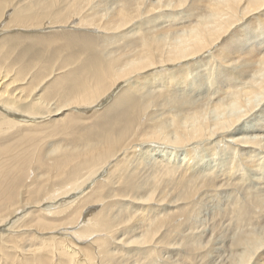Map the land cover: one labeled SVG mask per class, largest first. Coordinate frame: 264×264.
<instances>
[{
	"label": "bare ground",
	"instance_id": "obj_1",
	"mask_svg": "<svg viewBox=\"0 0 264 264\" xmlns=\"http://www.w3.org/2000/svg\"><path fill=\"white\" fill-rule=\"evenodd\" d=\"M14 1L0 0V14L5 7L11 6ZM98 1L44 0L39 4L45 7L44 2H46L49 7H55L60 3L59 8L64 12L59 10L58 14L60 15L58 17L54 15V17L60 18L61 14L64 13L65 16L63 15V18L67 24L72 23L73 20H78L84 25H89L90 28L94 26L104 31L107 37L110 36L114 43L122 39H125V43L123 45L118 44L107 55L102 56V59L98 60L99 58L96 57L97 60L95 58V60L89 62L86 66L87 68L81 72L82 74L74 78L76 81L71 86L76 87V90L71 95L65 97L64 100L58 102L55 107L48 108L50 105L45 96L48 90L39 94L32 104L25 103L33 95L32 93L35 90L37 91L41 82L36 84L35 80L29 81L26 75L20 77L16 71V74L13 72L14 77L10 79L9 73L12 70H7L5 75L2 73V76L0 75V116L3 117L5 115V118L0 119V124L3 120L8 121V124L12 123L13 118L17 119V122H15L17 124L37 121L36 113L25 109L28 106L35 108H38V106L42 108L47 107L51 116H58L72 108H81L82 105L93 104L103 100L105 97L110 98L113 95L112 92H115L119 87V91L115 95L117 103L120 106H131L135 104L133 110L129 112V116L119 120L111 128L104 130L101 135L96 137V140H93L95 141L94 143L90 140L91 144H89L87 149L83 147L69 151H65V149L63 155L55 159L54 167L58 170L59 174L63 173L66 178V181L63 180V184L72 185V188L66 191L65 197L73 189H78L80 181L83 182V185L88 184L89 176L91 177L93 175L94 177L110 166V159L113 157H117V160L121 159L119 162L116 161L117 163L115 162L111 165L113 167L111 172L113 178L116 176V181L119 182V185H123V181L126 183L124 176L127 174L130 177L131 175V179L125 186L128 194L125 193L124 196H129L128 198L142 205L157 199V202H167L166 200H168V207L178 205L179 202H188V204L195 203L197 205L204 197L214 196L212 194L219 195L220 193L243 189L242 194L246 197L248 193L247 198L251 202H244L242 201L243 199L234 198V201H231L230 204L228 202L226 205L225 201L226 208L221 212L216 211L212 214V224L208 223L210 226L208 228L205 221L203 224H206V227L201 231L216 230L218 228L217 222H220L218 221L220 218H231L230 216L232 215L233 222L232 219L231 222L235 223L237 221V225L234 224L237 226L236 230L246 232H238L230 239L228 248L231 250V255L227 261H229V264H264V224L260 222L262 221L260 219H257L260 220L259 222H255L256 219L252 221L253 215H251L254 213L252 212V207L255 206L254 201L257 199V202H255L257 203L256 206L259 207L256 208L262 211V215L264 216V0H200V3L197 5H193V0H116L115 2L112 1L116 4L115 9L110 11L101 7L103 1ZM110 4L107 6L110 7ZM185 6L188 7L186 10L189 15L193 16L187 24L182 22L180 26L170 24L167 27L160 26L163 24L162 22L151 24L152 20L165 15L158 14L151 17L152 14L158 13L165 8H171L177 11ZM171 14H176V12H171ZM144 16L146 17V21L142 20ZM13 20L18 22L16 24L18 28H26L29 30L32 27L26 24L28 21L47 22L49 17L37 11L24 13L23 10H19L16 11ZM11 23L12 20L8 21V24L4 28H15L11 27ZM214 65L215 67H213ZM2 69L0 66V73ZM72 71L73 68L61 77H57L58 79H54V81L66 80V75L70 73L73 75ZM188 74L198 77L206 75L205 77L210 80V83L216 79L222 85V88H226L219 96L217 95L213 99L209 100L205 98L208 100L203 101L201 99L202 101L194 102L189 96H186V93H182L184 87L189 85L187 82L189 78ZM153 88L158 90H155L153 93L151 92ZM142 100H144L143 103L141 102ZM21 108L25 109L29 114L24 115V117L17 116V111ZM210 110H213L214 114L217 113L215 117H208ZM241 114H246L247 116V119L243 122L240 120ZM250 126L251 129H249ZM217 136H219L220 141L215 140ZM210 139L215 140L216 143L218 141L221 145L223 143L226 148L234 152V155L228 164L227 161H223L226 165L223 164L224 169L221 168L219 171L222 174L214 173L201 176L200 173L202 170L200 171V168L202 167H200V163L197 161V155L202 158L201 155L203 154L198 153V149L196 150L195 147H184L191 146V144L193 145L195 143V146H197L201 141ZM204 142L206 144V141ZM201 144L203 145L204 143ZM209 146L210 144L204 148ZM174 148L187 149L184 152V165L169 166L171 162L170 157L177 155V150ZM61 150L60 147L52 150V152L55 153ZM214 150L216 152V149ZM157 151L167 155V162L166 164L155 166V168L152 167V173L151 171H147L148 174L151 173L152 175L150 174V177L145 178L146 175L143 176L144 172L142 171H144L143 169L145 168L143 167L146 165L144 166L143 164L145 160L142 158V154H144L146 159L148 156L151 158V152L156 153ZM92 153L96 154L80 161L87 154ZM231 155L229 156L231 157ZM97 156L100 158V161L94 162L92 159ZM223 158L225 157L221 156L222 160H224ZM103 163L104 165H102ZM69 164L73 168H71L69 173H66L64 172V167ZM146 168L149 169L147 166ZM106 175L109 176L107 173ZM161 180H166L163 182L162 189L161 187L158 188L161 185H159ZM58 181L52 182V188L57 187ZM255 185L257 187H254ZM157 188L161 190L159 192L160 194H158L159 190ZM252 189L254 190L252 191ZM49 190L47 196H44V199L49 198L54 189L49 188ZM74 192L76 193V190ZM130 192L131 194H129ZM38 194L33 196H41L42 190L38 191ZM236 195L238 196V193ZM236 195L235 197H237ZM243 195L242 197H244ZM220 197L219 199H221ZM54 198L55 196L50 197L52 200ZM90 198L89 196L85 199L88 200V205L99 200L98 196L94 197L97 198L95 200ZM195 198L199 199L195 201ZM42 199L32 197L30 200L37 206L42 203ZM75 199L74 197L71 203H69L72 207V204L76 201ZM50 202L52 201H48L49 204L45 205L44 209L49 213H53L51 210L52 203ZM159 204L162 205L161 203ZM196 207L194 211H196ZM199 207L202 210L201 206ZM13 209L17 212L19 207L13 206ZM148 209L150 210V208L143 209L142 213L138 212L137 209L134 210L135 215L138 212L141 216L138 219L137 216L135 218L133 215L135 219H138L136 224L133 223L135 225L134 229L136 230L141 227L143 229L142 231L140 229L142 232L140 235L133 241H130L140 246L151 244L155 240L157 232L161 231L163 227L165 228L168 223L169 225L173 223L176 230L179 228L185 230L184 228L186 226L191 231L195 230L197 232L200 229L198 223L197 225L195 224L196 219L194 220L195 223L190 221L191 224H188L192 210L186 214L180 213V216L174 218L171 221L172 223H170L166 216H164L165 218L160 217L159 214L150 216L145 212ZM200 212L197 213L199 217L194 216L198 217L197 220L200 218ZM102 214L98 220V225L95 226L94 224V227L86 226V228L79 230V232L74 231V233L85 237V235H90L94 228L96 229L94 231L109 233L112 230L113 223L116 225L127 223L122 220L123 217L121 219L117 218V221L116 219L112 220L105 213ZM130 214L131 212H129ZM8 217L0 220V227L4 226L3 222ZM202 219L201 221L203 222L205 218ZM129 220L131 219L129 218ZM183 221L186 223L184 227L182 226ZM44 222L48 221L39 220L36 226L47 229L46 225L48 224ZM225 222L231 223L230 220ZM226 223L224 225H227ZM258 223H261V225ZM254 224L260 227L256 229L257 227L254 228ZM50 225H48L49 228L51 227ZM219 225L221 226V224ZM125 226V229L128 230L127 225ZM72 227L74 226L72 225ZM130 228L131 231L133 228L132 226ZM0 230L1 239L2 235H5L7 231L4 229ZM61 237L59 236V238ZM51 238L52 240H50ZM65 239H67L66 236ZM54 240L53 237H50L46 240L47 246L46 244L45 246L49 250L48 252H60L62 262L67 264H92L93 256L90 245L81 247V250L77 249V247H71L70 245L72 244H67V240L59 239L60 241H58L56 246L60 249L53 251L55 249L54 247H56L53 243ZM100 240H102L101 237L95 241L99 244ZM120 241L122 240L120 239ZM64 244L65 247L63 246ZM193 244L196 245L195 243ZM58 245H61V247ZM99 245L103 247V244ZM186 249L188 251L186 250L185 254L187 253L188 256L196 250L189 243ZM220 250L222 249L220 248ZM104 252L102 250L103 254ZM80 254L83 256L81 259ZM256 254L258 255L257 257H255ZM185 259L187 260L188 258ZM190 262L193 263L192 261Z\"/></svg>",
	"mask_w": 264,
	"mask_h": 264
},
{
	"label": "rangeland",
	"instance_id": "obj_2",
	"mask_svg": "<svg viewBox=\"0 0 264 264\" xmlns=\"http://www.w3.org/2000/svg\"><path fill=\"white\" fill-rule=\"evenodd\" d=\"M43 1L44 0H15L11 6L5 7V9L2 10L0 14V66L3 69L0 75L2 76V73L3 75H5V73H7V70H12L9 73L10 79H12L14 77V74L18 72L20 77H24L26 75L27 80L29 81L35 80L36 84H39V82H41L37 91L35 90L32 93L33 95H31L30 98L25 101V103L32 104L39 94H42L46 92V90H48L45 96L50 105L48 106V108H50L55 107L58 102H61V100H64L65 97L71 95V93L76 90V87L71 86L76 81V79L74 78H76L77 76L79 77V75L82 74L81 72H83V70L87 68L86 66L89 62L95 60L96 57L99 58L98 60L102 59V56L107 55L108 52L113 50L114 47H116L118 44L123 45L125 43V39H122L123 41L121 40L114 43L112 42L111 37L108 36V38L107 34L104 31L99 30L94 26L90 28L89 25H84L78 20H73L72 23L67 24V22L64 21L63 18L64 13L61 14L60 18H57L60 15L58 14V11L61 9L59 8L60 3L55 7H49L46 1L44 2L45 7H43L39 4ZM99 1H103L101 7L105 8V10H114L116 7V4L114 3L116 0ZM107 3L110 4V7H108L109 4ZM111 5L114 7H112ZM186 9H188V7L185 6L184 8L179 9L180 11L177 10L178 12L174 9L172 10L171 8L160 10V12L152 14L151 17L158 14L165 15L152 20L151 24L162 22L163 24L160 26L166 27L170 24H173L174 26H180L182 25V22H185L187 24L193 16L189 15ZM19 10H23L24 13H33L37 11L42 15L48 16L49 20H47V22L28 21L26 24L29 27H32V29L29 30L26 28H18L16 25L18 24V22H15V20H13V17L16 11ZM60 11L64 12L63 10ZM171 12H176V14H171ZM54 15L57 17H54ZM145 18L146 17L144 16L142 20L146 21ZM10 20H12L11 27L15 28H4V26L7 25L8 21ZM213 67H215V65ZM71 68H73V75L70 73L66 75V80L61 79L57 80V82L54 81V79H56L57 77H61ZM74 72L76 75L74 74ZM188 76L189 78L187 82L189 83V85L184 87L182 93H186L187 95H185L189 96V98H191L194 102L202 101L201 99H203V101L213 99L215 98V96H219V94H221L222 91L226 88H222V85L218 83L216 79L210 83V80L205 77L206 75H199L200 77H198L188 74ZM202 77L204 78V81ZM22 84L26 85L25 83ZM155 90L158 89L153 88L151 92L154 93ZM118 91L119 87L115 92H112L113 95H111L110 98L105 97L103 100L97 101L93 104H87L84 106L82 105L83 107L81 106V108H72L58 116H51L47 107L42 108L38 106V108H35L32 106H28V108L25 109L27 111L35 112L37 121L17 124L15 123L17 122V119H12V117H10V119H12V123L8 124V121L3 120V122L0 124V220L9 216L7 220L3 222L4 226L0 227V229H4L5 231H7L5 232V235H2L0 239V264H67L62 262L60 252H48L49 250H47L46 248V240L50 237H53V240L58 238L56 239L57 241H53L55 246L56 244H58V241H60L59 239H63L64 241L67 240V244L70 245L71 243L72 245L70 246L77 247V249H81V247L90 245L92 248L91 252L93 256L92 264H227V262L229 264V261H227V259L230 258L229 256L231 255V250L230 248H228L229 241L233 236L236 235V233L240 232L239 230H236L237 226L235 225H237V221H234L235 223H232L233 217L231 215V218L227 217L228 219L226 217H224L225 219L220 218L218 220L220 222H217L218 228H216V230H201L206 226L209 228V224H212V214H214L216 211L221 212L224 208H226L225 206L228 202L230 204L231 201H234V198H238L240 200L243 199L242 201L244 202H251V200L247 198L248 193H244L246 194V197L242 194L243 189H240L241 191H233L235 192V195L236 193H238L239 197L237 195V197H235L233 192H224L220 193L219 195L212 194L214 196L204 197L200 202L197 201L199 203L197 205L190 202V204H188V202H179V204L175 206L181 209L176 208L175 206L168 207V200H166L167 202H157V199L149 202L148 204L142 205L133 201L131 198H128L129 196H124L128 191L125 190V186L126 183L131 179V175L130 177L127 176V174L124 176L126 182L124 183L123 181L124 186L121 183V185H119V182L116 181L117 178L115 175V178H113V175L111 174L113 167H111V165H113L116 161L119 162L121 160H117V157H113L112 159H110V166L102 170L96 176L93 177L92 175V178L89 176L88 184L83 185V182L80 181V184H78V189H73L69 193V195L67 194V196L65 197L66 191L70 190L72 188V185L63 184V180L66 181V178L63 173H61L62 175L59 174L58 170L54 167L55 159L59 156H62L65 149V151L82 147L87 149L89 144H91L90 140H92V142L94 143L95 141L93 140H96V137L101 135L104 130L111 128L112 126L117 124L119 120L129 116V112L133 110V106L135 104L131 106H120L115 98V95L118 93ZM207 95H209V97H207ZM144 100H142L141 102L143 103ZM25 109H19L17 111V116L24 117V115L29 114V112L25 111ZM216 114H214L213 110H210V112L208 113V117L213 118L216 116ZM3 118H5V115H3V117L0 116V119ZM249 129H251V126ZM218 138L219 136H217L215 140L220 141V138ZM204 141H206V144ZM214 141L211 139L203 140V142L201 141L197 144V146H195V143L193 145L191 144V146L184 147H195L196 150L198 149V153L203 154L201 155L202 158L197 155L198 160L196 159L200 163V167H202L200 168V171L202 170L200 173L201 176L214 173H219V175L222 174L221 172H219L221 168L224 169V166L222 165H226V163H224L226 161L228 164L234 155V152L230 151L229 148H226L223 143L221 145V143H219L218 141L217 143L216 141ZM213 142L216 144H214ZM201 143H204L205 145L203 144V146ZM209 144L211 146H209L211 149L209 147L204 148ZM217 144L219 145L218 147ZM198 146L201 147V149H199ZM60 147L62 149L61 151H56L55 153L52 152V150L58 149ZM212 147L216 149V152L214 149H212ZM223 147L226 149H224ZM174 149L177 150V155L170 157L171 162L169 163V166L184 165V152L187 149ZM94 154H87L80 161L90 158ZM151 154V158L150 156H148L146 157V159L144 157V154H142V158L145 160V163L143 164L144 166L146 165L149 168L147 169L146 166L143 167L146 169H143L144 171H142L144 172L143 176L146 175L145 178L152 175V167L155 168V166L157 167L158 165L166 164L167 162V155L161 154L159 151H157L156 153L151 152ZM230 154H232L231 157L229 156ZM221 156L225 157L223 158L224 160L221 159ZM92 160L94 162H99L100 158L97 156ZM102 165H104V163ZM71 166V164L65 166L66 168L64 167V172L69 173V171H71V168H73ZM147 171H151V173L148 174ZM106 173L109 176H107ZM145 173H147L149 176ZM126 177L128 178L126 179ZM57 180H59L57 182V187L52 188V182H56ZM164 181L166 180H161V183L159 182V185H161H158V188L161 187L162 189ZM254 187L257 186L255 185ZM49 188L52 190L54 189L50 196H55L53 200L50 199V197L44 199V196H47V193L50 191ZM254 189H252V191ZM40 190H42L41 196L34 197L33 195H39L38 191ZM75 190L76 193L74 192ZM158 190V194H160L159 192L161 190ZM84 191L85 193L82 194V192ZM228 193L229 195L231 194L232 197H230L231 195L229 196ZM129 194H131V192ZM242 195L244 197H242ZM89 196L91 197L90 199L93 200L97 199L94 197L98 196L99 200L92 202V205H88V200L85 199ZM32 197L36 199L43 198L42 203L36 206L35 203L33 204V202H31L30 200L32 199ZM74 197L76 198V201L72 204V207L69 203H71V200L74 199ZM157 197H159V195H157ZM219 197L222 200L219 199ZM212 198L216 199L217 201L214 199L211 200ZM198 199L199 198H195V201ZM48 201H52L50 203H52L51 210L53 211V213H49L44 209L45 205L49 204ZM255 201L257 202V199ZM255 201V206L252 207V212L256 213H252L251 215L255 216L256 218L252 216V221H254L255 219V222H259L260 220H262L260 222L264 224V218H262L264 217L262 215L263 212L256 208L259 206H256L257 203ZM219 202L221 203L219 204ZM159 203H161L162 205H160ZM212 203L217 207L215 206L214 208ZM13 206L19 207V210L15 212ZM194 206L196 207V211H194ZM199 206H201L202 210ZM165 207H167L168 209H164ZM145 208H150V210L148 209L145 211L150 216H155L156 214H159L160 217L166 216L170 223H172L171 221L174 218H178L180 216V213L186 214L192 210L190 212V219L188 220V224H191V222L195 223L194 220L196 219L195 224L197 225L198 223L200 229H196L197 232L195 230L191 231L190 228L187 229L188 226H186V223L183 221L182 226H186V228H184L185 230H183V228H179L176 230V228L173 226V223L171 225H169L168 223L165 228L163 227L161 231L157 232L155 240H153L151 244L140 246L131 241H133L138 235L142 233L141 231L143 228H138L136 229V231L134 229L135 225H133V223H137V220L141 217L140 213H142L143 209ZM136 209L138 212H140H137V215H135L134 213V210ZM119 211L121 214L118 213ZM129 212H131L130 215ZM198 212L201 213V215L199 214V220H197L199 217L197 214ZM102 213H105L112 220L116 219L117 221L118 219L125 217L124 219L122 218V220L126 221L127 223L118 225L113 223L114 225L111 230L112 232L110 231L109 233L94 231L95 228L92 229L93 231L90 233V235H85V237L81 236L80 234L74 233V231L79 232V230L86 228V226L94 227V224L95 226L98 225L97 223L99 218L103 215ZM115 215L117 216L115 217ZM133 215L135 216V218L138 217V219H135ZM201 217L203 219L205 218L203 222L201 221ZM129 218L131 220H129ZM39 220L48 221L49 223H44H47L48 225L51 224V227L49 228L48 225H46L47 229L38 228V226H36V223L39 222ZM229 220L232 225H230L231 223L229 224ZM205 221L207 225L203 224L205 223ZM225 221H227L228 223H226ZM225 223L227 225H224ZM261 223L258 224L261 225ZM219 224H221V226ZM72 225L74 227H72ZM125 225H127L128 230L125 229ZM130 225L133 228L131 231ZM256 225L254 224V228L257 227L256 229H258V227L260 226ZM123 226L125 227L122 228ZM47 230L48 232H46ZM242 232L246 231H241L240 233ZM4 236L5 238L3 239ZM59 236L62 237L59 238ZM65 236L67 237V239H65ZM100 237L102 238V240L99 241V244H103V247L95 241ZM120 239L122 241H120ZM50 240H52V238ZM186 243L193 245L196 249L189 256L187 255V253L185 254V251L187 250ZM193 243L198 245L199 248L198 246L196 247V245H194ZM58 246L61 247V245ZM63 246L65 247V244ZM54 248L55 249L53 251L60 249L59 247L57 248V246ZM220 248L222 250H220ZM102 250L105 251L104 254L102 253ZM257 256L258 255L256 254L255 257ZM81 258H83V256H81L80 254V259ZM185 258L188 259L186 260ZM190 261H192L193 263H191Z\"/></svg>",
	"mask_w": 264,
	"mask_h": 264
},
{
	"label": "snow or ice",
	"instance_id": "obj_3",
	"mask_svg": "<svg viewBox=\"0 0 264 264\" xmlns=\"http://www.w3.org/2000/svg\"><path fill=\"white\" fill-rule=\"evenodd\" d=\"M199 3H200V0H193V5H197ZM182 7H183V5H182ZM245 119H247L246 114H241V117H240L241 122H243Z\"/></svg>",
	"mask_w": 264,
	"mask_h": 264
}]
</instances>
